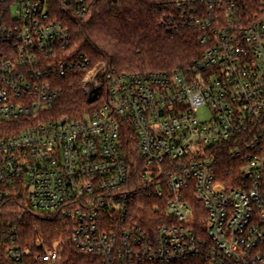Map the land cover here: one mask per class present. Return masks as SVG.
Here are the masks:
<instances>
[{
  "label": "built area",
  "instance_id": "2783aa9c",
  "mask_svg": "<svg viewBox=\"0 0 264 264\" xmlns=\"http://www.w3.org/2000/svg\"><path fill=\"white\" fill-rule=\"evenodd\" d=\"M93 1L0 0V264H64L68 243L84 264H264V0H165L201 51L144 71L72 53ZM78 71L91 105L56 117ZM30 215L66 235L25 237Z\"/></svg>",
  "mask_w": 264,
  "mask_h": 264
},
{
  "label": "trees",
  "instance_id": "16d2710c",
  "mask_svg": "<svg viewBox=\"0 0 264 264\" xmlns=\"http://www.w3.org/2000/svg\"><path fill=\"white\" fill-rule=\"evenodd\" d=\"M165 7V0H94L86 17L72 18L70 49L73 54L88 55L91 65L102 62L120 71L173 70L188 65L201 51L198 33L192 27L170 31L162 24ZM85 73L78 71L63 78L64 93L54 108L56 117L76 116L91 105L83 89ZM126 153L130 160L140 159L136 143L129 144ZM147 199L140 195L137 209L153 215L147 205L153 200ZM12 217L0 209V235ZM20 223L29 239L41 236L55 240L66 235L61 216L30 215ZM84 257L74 245L67 244L64 264H84ZM181 264H197V260Z\"/></svg>",
  "mask_w": 264,
  "mask_h": 264
},
{
  "label": "rangeland",
  "instance_id": "374dc122",
  "mask_svg": "<svg viewBox=\"0 0 264 264\" xmlns=\"http://www.w3.org/2000/svg\"><path fill=\"white\" fill-rule=\"evenodd\" d=\"M176 68H179V67H176ZM175 69V68H174ZM134 71H136V70H134ZM137 71H144V70H137ZM89 107V106H88ZM86 108V107H85ZM197 115H198V117L200 118V119H207V118H209L210 117V115H211V111H210V109L208 108V107H202V108H200V110L198 111V113H197ZM2 211H3V213H11V211H12V208H11V206H5V207H3L2 208Z\"/></svg>",
  "mask_w": 264,
  "mask_h": 264
}]
</instances>
